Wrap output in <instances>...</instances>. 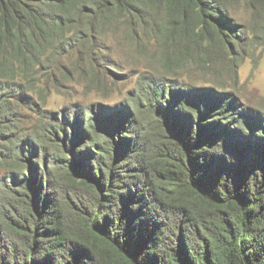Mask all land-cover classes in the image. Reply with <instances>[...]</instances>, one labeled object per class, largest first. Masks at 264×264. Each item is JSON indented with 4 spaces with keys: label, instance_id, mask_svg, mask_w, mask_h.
I'll list each match as a JSON object with an SVG mask.
<instances>
[{
    "label": "trees",
    "instance_id": "obj_1",
    "mask_svg": "<svg viewBox=\"0 0 264 264\" xmlns=\"http://www.w3.org/2000/svg\"><path fill=\"white\" fill-rule=\"evenodd\" d=\"M240 4L247 23L264 31V0H0V67L38 61L36 52L63 32L73 46L122 24L144 37L161 31V43L181 52L187 11L232 37L242 33L232 18ZM171 93L183 103L156 113L165 136L148 156H128L136 147L122 124L91 119L86 127L103 132L100 141L81 126L69 139L61 124L51 151L0 143L10 152L0 153V264H264L262 123L244 115L231 124V101L219 118L190 117L184 110L197 112L188 104L199 110L201 99ZM163 94L157 87V110ZM73 185L84 192L67 190Z\"/></svg>",
    "mask_w": 264,
    "mask_h": 264
},
{
    "label": "rangeland",
    "instance_id": "obj_2",
    "mask_svg": "<svg viewBox=\"0 0 264 264\" xmlns=\"http://www.w3.org/2000/svg\"><path fill=\"white\" fill-rule=\"evenodd\" d=\"M248 17L244 5L234 7L232 18L242 33L230 37L228 33L217 35L193 11H187L183 15L186 23L179 21L187 31L181 52L173 51L169 41L161 43V31L144 37L122 24L105 29L98 39L73 46L63 42L68 41L69 33L58 34L52 46L36 52L39 60L32 63L6 60L0 67V126L9 129L0 135V143L11 139L15 146L28 140L36 149L41 143L51 151L48 139L58 133L61 124L72 139L74 131L80 126L87 129L91 119L101 128L112 122L122 124L121 132L127 131L123 135H129L136 147L125 149L128 156L137 149L148 156L162 146L165 136L156 113L163 116L168 106L183 103L179 98L172 100L171 92L185 103L187 96L201 99L199 110L188 104L197 112L184 110L190 117L202 112L209 120L219 118L224 112L218 107L231 101L225 108L231 124L251 115L264 131V31L250 26ZM157 87L164 90L165 97L159 110ZM249 126L248 131L255 133L256 125ZM89 129V139L102 140L98 133L103 132ZM0 151L10 154L5 144ZM4 174L0 166V184ZM67 190L84 192L79 185Z\"/></svg>",
    "mask_w": 264,
    "mask_h": 264
}]
</instances>
